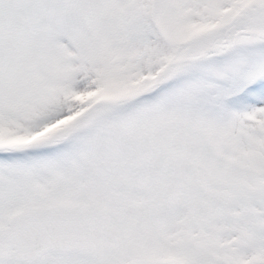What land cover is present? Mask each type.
<instances>
[{
	"label": "snow or ice",
	"instance_id": "snow-or-ice-1",
	"mask_svg": "<svg viewBox=\"0 0 264 264\" xmlns=\"http://www.w3.org/2000/svg\"><path fill=\"white\" fill-rule=\"evenodd\" d=\"M0 264H264V0H0Z\"/></svg>",
	"mask_w": 264,
	"mask_h": 264
}]
</instances>
